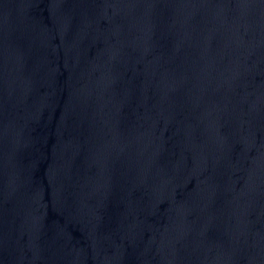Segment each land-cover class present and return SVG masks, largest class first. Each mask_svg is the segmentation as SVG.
Masks as SVG:
<instances>
[{"label":"water","instance_id":"obj_1","mask_svg":"<svg viewBox=\"0 0 264 264\" xmlns=\"http://www.w3.org/2000/svg\"><path fill=\"white\" fill-rule=\"evenodd\" d=\"M0 264H264V0H0Z\"/></svg>","mask_w":264,"mask_h":264}]
</instances>
